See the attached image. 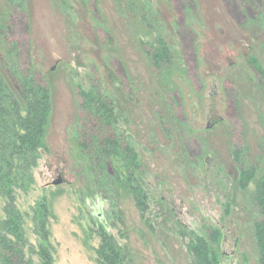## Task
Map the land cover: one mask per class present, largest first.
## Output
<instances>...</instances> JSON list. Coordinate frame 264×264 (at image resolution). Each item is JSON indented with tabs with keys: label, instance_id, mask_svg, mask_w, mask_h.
<instances>
[{
	"label": "rangeland",
	"instance_id": "obj_1",
	"mask_svg": "<svg viewBox=\"0 0 264 264\" xmlns=\"http://www.w3.org/2000/svg\"><path fill=\"white\" fill-rule=\"evenodd\" d=\"M22 1L27 26L12 1L0 0V48L3 32L29 47L52 115L49 153L19 208L48 202L57 264H97L99 221L134 264H191L182 233L213 229L225 237L220 264H259L255 186L240 180L253 167L256 178L264 174V78L253 66L264 73V15L243 25L225 0H194L195 9L190 0H137L135 12L131 0ZM159 38L173 59L154 73L144 44ZM97 82L120 96V131L140 156L151 197L145 216L77 146L80 88Z\"/></svg>",
	"mask_w": 264,
	"mask_h": 264
},
{
	"label": "trees",
	"instance_id": "obj_2",
	"mask_svg": "<svg viewBox=\"0 0 264 264\" xmlns=\"http://www.w3.org/2000/svg\"><path fill=\"white\" fill-rule=\"evenodd\" d=\"M9 1L15 10H20V18L27 26L23 1ZM178 1L185 4L184 0ZM225 1L243 25L249 18L264 15V0H239L236 4ZM128 4L134 12L137 10V0ZM189 5L195 9L194 0ZM142 11L147 13L146 8ZM2 35L6 44L5 51L0 48V264H57L48 202L42 199L25 212L19 208L22 196L29 195L35 186L34 174L41 159L49 153L46 137L52 115L51 90L47 79L34 68L29 47L11 40L5 32ZM156 43L153 46V42H147L144 48L153 72L161 73L172 61L173 53L161 38ZM195 44L196 38L191 41L196 56ZM181 51L184 53L182 45ZM256 65L257 62L253 66L264 78L262 68ZM110 93L102 82L80 88L84 125L79 126L77 146L104 178L122 184L132 194L137 209L145 216L150 213L151 197L143 179L144 165L125 132L120 131L121 118L123 121L125 117L120 96L116 91ZM258 170L259 167L245 170L240 182L244 189L254 182L255 238L259 264H264V174L256 178ZM99 222L97 264H134L111 230ZM182 235L191 264H220L225 242L221 229H213L208 237L192 230Z\"/></svg>",
	"mask_w": 264,
	"mask_h": 264
},
{
	"label": "water",
	"instance_id": "obj_3",
	"mask_svg": "<svg viewBox=\"0 0 264 264\" xmlns=\"http://www.w3.org/2000/svg\"><path fill=\"white\" fill-rule=\"evenodd\" d=\"M63 183L62 179H59L58 181L54 182V185L58 186Z\"/></svg>",
	"mask_w": 264,
	"mask_h": 264
}]
</instances>
